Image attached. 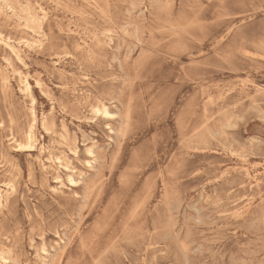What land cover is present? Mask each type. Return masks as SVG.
<instances>
[{"label": "rangeland", "instance_id": "rangeland-1", "mask_svg": "<svg viewBox=\"0 0 264 264\" xmlns=\"http://www.w3.org/2000/svg\"><path fill=\"white\" fill-rule=\"evenodd\" d=\"M0 191L6 264H264V0H0Z\"/></svg>", "mask_w": 264, "mask_h": 264}, {"label": "bare ground", "instance_id": "bare-ground-1", "mask_svg": "<svg viewBox=\"0 0 264 264\" xmlns=\"http://www.w3.org/2000/svg\"><path fill=\"white\" fill-rule=\"evenodd\" d=\"M167 4V3H166ZM168 5H169V3H168ZM171 5V4H170ZM169 5V6H170ZM75 15V14H74ZM116 32V31H115ZM95 36V35H94ZM2 40V39H1ZM7 44H9V43H7ZM84 44H86V43H84ZM10 45V44H9ZM13 46V45H12ZM11 48V47H10ZM19 49H20V47H19ZM13 52H17V51H13ZM21 61V60H20ZM26 66V65H25ZM18 73V72H17ZM17 76H19V75H17ZM20 77V76H19ZM18 77V78H19ZM21 78V77H20ZM123 84H124V82H122ZM128 83V82H127ZM22 84H23V88H24V91H26V92H30V88H31V86H30V83H29V81H28V79H27V77H23L22 78ZM133 84V83H132ZM128 85H130L129 83H128ZM121 87H122V85H121ZM119 90V89H118ZM118 95V94H117ZM117 97V96H116ZM32 98V97H31ZM117 99V98H116ZM115 99V100H116ZM127 101H128V99H127ZM97 104V103H96ZM121 105V104H120ZM116 107V106H115ZM92 111V110H91ZM95 112H102L104 115H106V116H108V115H110V113H109V111H108V109H107V107H105L104 105H102V106H96L95 107ZM32 114V113H31ZM120 115V114H119ZM228 118V117H227ZM82 120H84V119H82ZM230 120V119H229ZM121 122H122V120H121ZM2 125V124H1ZM120 126V125H119ZM118 127V126H117ZM51 128V127H50ZM53 129V128H52ZM119 130V129H118ZM67 137V136H66ZM123 137V136H122ZM26 138H27V140H29V141H31L32 140V130H29L27 133H26ZM256 142V141H255ZM21 144H18V146H20ZM119 146V145H118ZM17 147V146H16ZM26 147H27V145H26ZM89 149V148H88ZM24 150V149H23ZM232 156V155H231ZM111 162H113V161H111ZM12 163V162H11ZM86 163V162H85ZM9 164V163H8ZM252 167H253V165H252ZM111 168V167H110ZM245 169V168H244ZM112 170V169H111ZM45 171V170H44ZM242 171H243V169H242ZM58 176V175H57ZM125 178H126V176H125ZM70 181H72V179L70 178ZM9 185V184H8ZM242 186V185H241ZM9 187V186H8ZM13 188V187H12ZM27 188V187H26ZM11 189V188H10ZM94 190V189H93ZM1 201H2V193H1V191H0V203H1ZM196 205V204H195ZM188 209V208H187ZM195 211V210H194ZM197 211V210H196ZM235 212V211H234ZM238 213V212H237ZM197 214V213H196ZM133 216V215H132ZM198 216V215H197ZM207 224V223H206ZM182 245V244H181ZM181 247H183V246H181ZM1 251V250H0ZM106 252V251H105ZM107 253V252H106ZM6 255V254H5ZM104 255V254H103ZM11 261V260H10ZM13 261V260H12ZM0 264H6V258H4L3 256H0Z\"/></svg>", "mask_w": 264, "mask_h": 264}]
</instances>
